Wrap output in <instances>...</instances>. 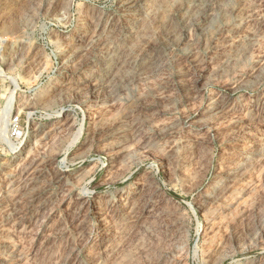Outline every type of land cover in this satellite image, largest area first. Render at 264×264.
I'll use <instances>...</instances> for the list:
<instances>
[{"label": "rangeland", "instance_id": "1", "mask_svg": "<svg viewBox=\"0 0 264 264\" xmlns=\"http://www.w3.org/2000/svg\"><path fill=\"white\" fill-rule=\"evenodd\" d=\"M182 2L145 0L124 43L96 40L110 15L128 22L119 0H0V264H264V0H221L184 41ZM161 41L155 73L74 80L109 47Z\"/></svg>", "mask_w": 264, "mask_h": 264}, {"label": "bare ground", "instance_id": "2", "mask_svg": "<svg viewBox=\"0 0 264 264\" xmlns=\"http://www.w3.org/2000/svg\"><path fill=\"white\" fill-rule=\"evenodd\" d=\"M144 1L145 0H119V14L124 16L128 22L120 24L119 18H117V13L110 15L105 26L96 34V40L104 38L103 41H105L112 32L120 35L119 40L124 43H126V39H129L130 37H141L142 32H145L147 29L143 21V17L146 15L145 10H143ZM220 2L221 0H183L175 17L183 27L185 35L182 36L183 41L187 39L191 27L200 31H205L213 26L218 17L217 7L220 5ZM169 45L171 44L161 41V43L153 45L148 52L143 54H136L130 46L128 47V45H120V47L114 45L109 47V51H103L102 57L98 59V64L101 67L98 73H93L92 76L85 78L80 76V78L74 80L78 82V87H80L79 85L82 84L84 79L90 81L95 90L108 89L110 91L113 87L115 89L119 84H122L124 79L130 74L134 77L158 71L159 68L169 59L171 47ZM81 47H79L75 53L69 55L67 61H65L66 65L70 64L69 58L75 59V56L80 53ZM125 47L126 49H129L128 52L125 50ZM70 82H72V80L66 82V84H70ZM14 94L15 93L13 92L9 96V108L12 107L11 105L14 102ZM224 99L225 102L223 104H217L216 106L213 105L214 109L217 110V113L225 112L226 104L230 99L228 97H225ZM58 116H61L60 113ZM2 124L1 137L4 139V142L9 145L11 150L18 149L19 147L14 145L7 133L9 119H4ZM40 193L41 192L39 191L37 193L34 192L32 195L33 199L39 196ZM113 199L110 198L107 200L106 204L108 209L110 208L108 205H114ZM128 204V202L120 204V210H126L125 206H128ZM42 205L44 206L45 204L43 203ZM98 222L103 224L100 233L105 239L109 238V235L113 232V227L108 223V215L105 214L102 216V219H98ZM97 228H99V225H97V227L95 225L93 229Z\"/></svg>", "mask_w": 264, "mask_h": 264}, {"label": "built area", "instance_id": "3", "mask_svg": "<svg viewBox=\"0 0 264 264\" xmlns=\"http://www.w3.org/2000/svg\"><path fill=\"white\" fill-rule=\"evenodd\" d=\"M1 111V109H0ZM23 126V121L19 116H13L10 118V123H9V134L12 142L14 143L15 146L19 147L17 144L20 143V133L21 129Z\"/></svg>", "mask_w": 264, "mask_h": 264}]
</instances>
